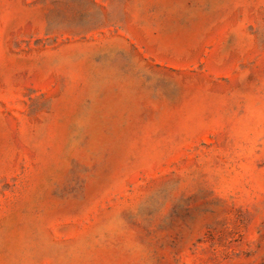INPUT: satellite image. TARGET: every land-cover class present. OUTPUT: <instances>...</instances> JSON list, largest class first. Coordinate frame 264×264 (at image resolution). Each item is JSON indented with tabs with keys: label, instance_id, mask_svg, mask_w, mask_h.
I'll use <instances>...</instances> for the list:
<instances>
[{
	"label": "rangeland",
	"instance_id": "obj_1",
	"mask_svg": "<svg viewBox=\"0 0 264 264\" xmlns=\"http://www.w3.org/2000/svg\"><path fill=\"white\" fill-rule=\"evenodd\" d=\"M0 264H264V0H0Z\"/></svg>",
	"mask_w": 264,
	"mask_h": 264
}]
</instances>
